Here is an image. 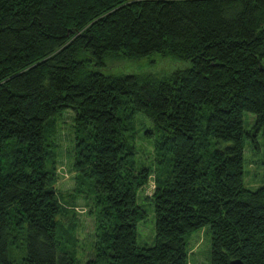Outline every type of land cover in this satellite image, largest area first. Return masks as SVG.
<instances>
[{
  "label": "trees",
  "instance_id": "obj_1",
  "mask_svg": "<svg viewBox=\"0 0 264 264\" xmlns=\"http://www.w3.org/2000/svg\"><path fill=\"white\" fill-rule=\"evenodd\" d=\"M153 52L190 65L98 68ZM66 109L70 192L58 188ZM138 112L155 134L154 165L141 168ZM257 131L264 159V0H0V264H188L186 236L206 225L210 264H264V181L243 183L244 135L259 151ZM152 175L156 242L139 247L138 193ZM78 199L94 219L84 263L73 250Z\"/></svg>",
  "mask_w": 264,
  "mask_h": 264
},
{
  "label": "rangeland",
  "instance_id": "obj_2",
  "mask_svg": "<svg viewBox=\"0 0 264 264\" xmlns=\"http://www.w3.org/2000/svg\"><path fill=\"white\" fill-rule=\"evenodd\" d=\"M190 61L172 55H162L153 52L144 56H126L122 53L115 56H105L103 65L98 68L105 74L123 75L129 73L151 72L158 75H167L175 69L187 67ZM255 115L251 112H244L243 127L246 131L253 130ZM74 112L71 109L63 110L57 116L58 142L61 166H64L67 173L60 178L58 188L63 187L65 192H70L74 186V172L71 169L73 161L72 144L74 133ZM154 132L152 121L143 113L135 115V163L137 168L154 165L153 144L154 137L149 133ZM245 143L243 149V183L249 189H256L264 181V164L262 151V132L257 131L256 139L259 144V151L252 143V138L244 135ZM226 143L221 142L220 146ZM64 178V179H63ZM153 175L150 177L147 187L142 193H138V203L145 211L144 217L136 225V241L139 247H149L155 244V217L154 208L144 195H149L154 189ZM87 202L78 199L76 217L79 218L77 230L78 241L74 246V256L79 263H84L93 256L94 243V219L87 214ZM188 250V264H210L211 233L206 225L192 231L186 236Z\"/></svg>",
  "mask_w": 264,
  "mask_h": 264
},
{
  "label": "water",
  "instance_id": "obj_3",
  "mask_svg": "<svg viewBox=\"0 0 264 264\" xmlns=\"http://www.w3.org/2000/svg\"><path fill=\"white\" fill-rule=\"evenodd\" d=\"M230 264H245V263L240 259H233L231 260Z\"/></svg>",
  "mask_w": 264,
  "mask_h": 264
}]
</instances>
